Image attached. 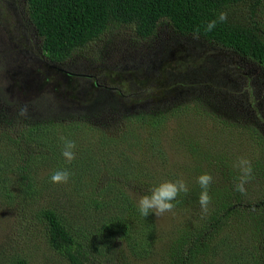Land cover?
<instances>
[{"label": "rangeland", "instance_id": "rangeland-1", "mask_svg": "<svg viewBox=\"0 0 264 264\" xmlns=\"http://www.w3.org/2000/svg\"><path fill=\"white\" fill-rule=\"evenodd\" d=\"M233 12L239 20H250L247 8ZM252 20L264 35V6ZM194 37L176 32L167 21L149 38L139 37L130 27L113 26L68 62L54 65L43 55L40 39L30 25L26 0H0V89L9 101L0 99V133L17 135L19 127L9 122L21 117V107L26 105L28 113H36L37 99L51 104V96L63 110L67 104L89 110L91 115L84 122L96 129L86 133L81 126L74 130L76 137L41 135L55 150L59 169L71 173L69 183L76 185L69 191L58 189L60 184L52 185L55 170L51 162L36 172L42 181L26 190L12 178L15 157L0 152V264H66L50 247L42 225L34 224L43 205L51 206L67 225L81 230L85 244L97 246L104 258L116 256L126 264H168L166 253L185 223L200 231L223 218L218 190H235L240 174L235 163L241 156L251 160L253 179L245 185L246 193L235 197L224 222L204 238L212 243L205 264L264 261V251L253 248L252 242L259 234L264 241V234L256 230L264 220V206L257 204L264 199V65ZM146 115L147 120L154 116L163 119L159 121L165 126L159 133L162 148L170 144L168 132H175L184 135L180 139L184 147L209 154L210 162L203 166L213 176L215 190L209 192L206 215L201 212L197 183L203 173L184 170L183 174L180 168L200 159L179 153V143L149 155L127 143L119 144L129 141V130L136 136L143 133L140 126ZM103 133L117 141L103 142ZM148 136L147 144L151 142ZM61 137L76 143V158L70 164L61 154ZM154 141L158 148L156 138ZM90 142L97 147L88 169L97 178L89 190L84 177L88 169L83 165L89 163L90 155L82 146L89 147ZM107 173L138 183L135 187L129 181L127 186L101 194L106 202L96 211L87 204L88 193L107 188L99 181ZM185 175L195 181L188 186V202L172 201L174 209L159 217L140 214L137 202L149 194L145 185L154 188L164 181H186Z\"/></svg>", "mask_w": 264, "mask_h": 264}, {"label": "trees", "instance_id": "trees-1", "mask_svg": "<svg viewBox=\"0 0 264 264\" xmlns=\"http://www.w3.org/2000/svg\"><path fill=\"white\" fill-rule=\"evenodd\" d=\"M26 5L28 20L36 36L40 39L43 55L54 65L68 62L76 52L99 40L113 26H127L132 28L139 37L149 38L155 34L159 25L164 21H167L180 34L198 36L222 49L235 52L264 65V35L260 26L252 20L256 11L264 6V0H26ZM241 7L251 11L250 20L247 18H244L245 21L239 20L234 15V9ZM220 12L228 14L227 21L218 22L211 32L205 31L208 22L217 19ZM0 99L9 103L8 99L4 97L2 89H0ZM50 100L51 104L45 100L43 102L37 99L35 109L38 111L36 113H28L26 118L18 117L9 122L14 128L19 127L17 135L0 133L2 135H0V152H6L15 157L12 165L14 174L12 178H16L26 190L34 188L37 183L42 181L36 176V172L49 166L50 162L55 171L61 167L55 150L48 142L43 141L42 134H45V137H56L63 133L76 137L77 134L74 133V130L81 126L87 130L86 133L96 130L95 127L88 126L84 122L91 115L89 110L75 109L68 104L66 110H63L58 105L59 103L56 104L54 96H51ZM146 118L147 115L144 118V126H140L144 128L140 136H136L133 129L129 130V141L119 144L127 143L129 148H137L149 155L179 143V153L182 151L191 153L193 160L200 159L201 161L193 166L184 164L180 167L182 173L184 170L205 173L203 165L210 162V159L207 158L209 154L206 151L184 147L180 143V139L184 135L175 132H168L167 137H169L170 144L162 148L159 143L161 141L159 133L165 130V126L164 123L161 126L162 122L159 121L163 119L158 120L157 116L150 117L148 120ZM182 127L184 129V126ZM148 135H151V142L147 144ZM155 138L158 148L155 146ZM101 139L103 142L108 139L111 142L117 141V138L110 137L105 133ZM142 139L145 141L142 142ZM7 142L9 144L6 146ZM82 147H85L86 153L90 155L89 163L87 161L83 165L88 169V165L94 158L97 145L90 142L89 147L86 143H83ZM104 147L106 145L103 144ZM101 160H106L104 154H102ZM216 165L222 168L219 164ZM206 168L209 169V167ZM85 171V187L90 190V187L95 186L97 176H92L93 173L89 169ZM99 181L100 183L105 182L107 188L101 189L97 193L89 192V198L86 200L87 204L96 211L101 209L106 202L101 198V194L106 195L109 190L123 184L127 186L129 181L132 186L138 183L136 179L118 176L116 173H107ZM185 182L189 186L195 181L191 182L190 178L186 176ZM65 185L68 187L60 184L58 189L69 191L72 190L74 184L68 182ZM145 186L150 194L153 187L151 184ZM210 190H215L212 185L209 192ZM238 196L239 192L236 190H232L230 193L227 188L225 193L218 190L217 201H222L223 218H225V214H230L231 205L236 200L235 197ZM176 200L178 203L188 202L187 195L183 193ZM257 204L264 206V199ZM223 218L218 224L224 222ZM35 219L34 224L42 225L50 247L63 257L66 264H126L116 256L111 259L104 258L100 255L97 246L85 244L84 235H81L82 231L79 232L76 226L75 228L72 225H67L59 212L51 206L43 205L36 213ZM218 224L211 225L209 228L207 223L198 231L185 223L174 235L169 252L166 253V256L169 257L168 264H205L207 256L211 254L212 249H209L212 243L205 242L204 238L206 235H211L212 232L209 231L219 228ZM256 230H258V234H264V220L258 224ZM260 237L262 235L259 234L252 239L253 248L264 251V241H260ZM19 264L23 263L19 262ZM252 264H264V261L259 263L255 261Z\"/></svg>", "mask_w": 264, "mask_h": 264}, {"label": "clouds", "instance_id": "clouds-1", "mask_svg": "<svg viewBox=\"0 0 264 264\" xmlns=\"http://www.w3.org/2000/svg\"><path fill=\"white\" fill-rule=\"evenodd\" d=\"M228 14L226 12H220L217 19L208 22L205 31L211 32L218 22H226ZM199 30L197 29V32ZM198 38V36L194 37ZM21 117L28 115L27 106H22L18 113ZM63 141L62 156L67 163H71L76 154L74 149L76 143L73 140H69L66 137H61ZM235 167L239 170V176L236 178L235 190L241 194H245L247 189L245 185L253 179V167L252 162L247 157H238L235 163ZM71 173L67 169H58L51 175V181L56 184L68 183ZM213 176L210 173H203L197 177V183L201 188L199 194V204L201 206L202 214L206 215L209 210V204L211 203V197L209 195V188L213 183ZM190 189L184 179L180 178L175 181H164L158 186L151 189L150 194L143 195L137 202L138 211L144 217H147L150 213H155L157 217L162 216L165 212H171L175 205L172 201L180 194L187 195Z\"/></svg>", "mask_w": 264, "mask_h": 264}]
</instances>
